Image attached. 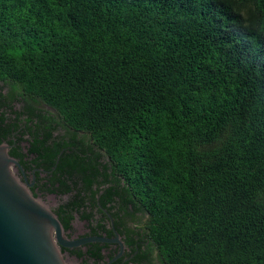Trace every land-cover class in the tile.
<instances>
[{"label":"trees","instance_id":"16d2710c","mask_svg":"<svg viewBox=\"0 0 264 264\" xmlns=\"http://www.w3.org/2000/svg\"><path fill=\"white\" fill-rule=\"evenodd\" d=\"M238 3L0 0V35L33 46L37 71L56 90L48 103L26 104L0 84V91L9 90L0 92V128L7 121L41 122L39 104L56 112L60 126L91 141L86 164L69 158L73 140L50 133L33 144L36 155L51 167L59 160L67 175L59 181L71 198L58 211L66 227L73 213L107 196L119 220L144 225L161 264H210L203 257L224 241L229 251L247 247L254 257L247 264H264V132L244 144L249 100L257 108L253 119L264 118V44L253 50L244 43L239 25L246 16ZM149 97L183 125L203 123L209 131L193 138L171 167L144 163L140 152L121 167L102 145L105 138L96 139V128L122 112L129 121L141 109L150 113ZM73 109L80 115L75 126L68 116ZM257 124L264 129V119ZM162 233L175 235L181 251L166 258Z\"/></svg>","mask_w":264,"mask_h":264},{"label":"clouds","instance_id":"9594fccd","mask_svg":"<svg viewBox=\"0 0 264 264\" xmlns=\"http://www.w3.org/2000/svg\"><path fill=\"white\" fill-rule=\"evenodd\" d=\"M234 7L246 16L239 25L244 43L253 50L264 44V0H239ZM32 48L33 46L25 40L0 35V84L10 88L16 98L26 104L48 103L56 96L55 85L46 80L42 72L37 71V65L33 63ZM38 51L43 53L42 48ZM248 91L255 95V89L250 88ZM148 99L149 104L145 107L151 109L150 113L141 109L132 113V119L129 121L122 112L119 116H115L113 121L96 128V139L99 141L101 137L105 138L102 145L107 146L106 150L112 149L116 163L121 167L127 165L138 152L143 153L144 163L157 166L165 164L171 167L175 157L183 155L186 149H190L193 138L209 131L203 123H193L191 127L183 125L181 118L174 119L171 114L153 107L151 98ZM245 111L251 129L244 138V144L247 146L249 141L255 144L254 133L258 130L264 132V129L259 128L257 124V120L264 118L257 115L256 119H253L252 114L257 112V108L251 100ZM68 116L74 122V126L75 121L80 120L78 109L69 111ZM86 130L85 123L80 131ZM120 170V168L116 169L117 172ZM159 240L166 258L173 251H181L175 235L162 233ZM216 252H219L218 256L215 255ZM259 255L264 256V248H261ZM203 258L210 264H247L254 257L247 247H232L229 251L228 241H224L220 248L208 252Z\"/></svg>","mask_w":264,"mask_h":264},{"label":"flooded vegetation","instance_id":"af4514ba","mask_svg":"<svg viewBox=\"0 0 264 264\" xmlns=\"http://www.w3.org/2000/svg\"><path fill=\"white\" fill-rule=\"evenodd\" d=\"M0 92L3 95H8L9 90L5 89ZM34 106L37 114H41V122L36 121L27 125V122L22 120L18 124L15 120L7 121V124L0 128V142H5L10 146V155L21 164L22 170H17L21 180L30 186L29 188L35 196L51 204V199L56 201L62 196H68L65 193V186L59 181V179L64 180L67 175L58 168V159L56 164L51 167L50 160L43 161L39 155L32 151L35 139L44 140L50 133H53V138L64 141L73 140L74 145L69 147L72 150L67 151V153H73L69 158L75 161L81 159L85 164L88 163V155L92 154L93 148L88 136L83 133H73L60 126L61 124L56 118L57 114L53 109L39 104ZM18 111H22V107ZM67 134H69L68 139ZM80 151L87 152V158L84 157L85 153ZM106 199H108L107 196L101 202L100 196H98L97 201L88 202V207L82 208L80 213L70 214L71 219L68 227L62 224L68 232V237L72 240L104 238L107 242H90L77 248L63 249L68 256L81 261L82 264H161L158 261V253L155 251L154 245L145 234L144 225L138 220H119V217L115 216L117 206L116 209L109 210L110 205L107 204ZM63 204H59L56 208L52 207L58 216V211ZM130 209L133 210L131 206ZM75 220L83 222L79 231L74 227Z\"/></svg>","mask_w":264,"mask_h":264},{"label":"water","instance_id":"95a60500","mask_svg":"<svg viewBox=\"0 0 264 264\" xmlns=\"http://www.w3.org/2000/svg\"><path fill=\"white\" fill-rule=\"evenodd\" d=\"M22 166L0 142V264H70L63 249L104 238L72 240L47 201L17 174Z\"/></svg>","mask_w":264,"mask_h":264},{"label":"rangeland","instance_id":"374dc122","mask_svg":"<svg viewBox=\"0 0 264 264\" xmlns=\"http://www.w3.org/2000/svg\"><path fill=\"white\" fill-rule=\"evenodd\" d=\"M20 108H21V105H20V104H16L15 107H14V109L17 110V111H18ZM70 198H71V195H68V196H62L60 199H57L56 201H53V200L51 199V200H50L51 204H50V203H49V204H50L51 208H52V207H53V208H56L59 204L67 203V202L70 200ZM82 225H83V222H81V221H79V220H75V221H74V227H75V229H76L77 231H79V230L81 229ZM69 262H70V264H82L81 261L76 260V259H72V258L69 259Z\"/></svg>","mask_w":264,"mask_h":264}]
</instances>
